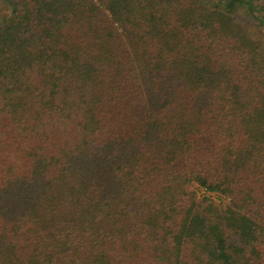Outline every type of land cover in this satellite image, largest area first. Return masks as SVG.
<instances>
[{
	"label": "trees",
	"instance_id": "1",
	"mask_svg": "<svg viewBox=\"0 0 264 264\" xmlns=\"http://www.w3.org/2000/svg\"><path fill=\"white\" fill-rule=\"evenodd\" d=\"M5 1L0 264H264V0Z\"/></svg>",
	"mask_w": 264,
	"mask_h": 264
},
{
	"label": "built area",
	"instance_id": "2",
	"mask_svg": "<svg viewBox=\"0 0 264 264\" xmlns=\"http://www.w3.org/2000/svg\"><path fill=\"white\" fill-rule=\"evenodd\" d=\"M191 190L192 192H195L198 199H208L213 202H216V200H219L220 202L224 198V196L221 195L220 193L208 191L197 183H193L191 185Z\"/></svg>",
	"mask_w": 264,
	"mask_h": 264
},
{
	"label": "rangeland",
	"instance_id": "3",
	"mask_svg": "<svg viewBox=\"0 0 264 264\" xmlns=\"http://www.w3.org/2000/svg\"><path fill=\"white\" fill-rule=\"evenodd\" d=\"M10 6L8 5V3L5 0H0V16H9L10 15ZM201 200H206V199H199V201ZM211 201V200H209ZM216 204H226L228 203V199H226L225 197L223 198L222 201L219 202V200H216L215 202Z\"/></svg>",
	"mask_w": 264,
	"mask_h": 264
}]
</instances>
